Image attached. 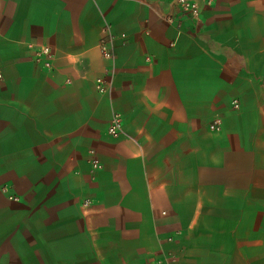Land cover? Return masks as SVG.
Masks as SVG:
<instances>
[{
	"label": "crops",
	"instance_id": "1",
	"mask_svg": "<svg viewBox=\"0 0 264 264\" xmlns=\"http://www.w3.org/2000/svg\"><path fill=\"white\" fill-rule=\"evenodd\" d=\"M190 1L0 0V264H264V0Z\"/></svg>",
	"mask_w": 264,
	"mask_h": 264
},
{
	"label": "built area",
	"instance_id": "2",
	"mask_svg": "<svg viewBox=\"0 0 264 264\" xmlns=\"http://www.w3.org/2000/svg\"><path fill=\"white\" fill-rule=\"evenodd\" d=\"M176 6H177V10H178V14L183 17V16H189L192 18H196L199 15V8L198 6L190 1V0H176ZM166 20L168 23H173V20L170 16L166 17ZM100 49L103 55V58H105L106 60H110L112 57V53L111 50L109 48H107L106 46V42L105 41H101L100 43ZM43 53L46 55H49V50L47 48L43 49ZM46 67H49V63L45 64ZM110 81L106 80L103 77H99L96 79V90L97 92L104 94L108 91L109 89V85ZM238 106L237 102L234 103V107L236 108ZM121 119L116 116L110 126L108 127V134L111 136H117L119 134L120 128H121ZM211 129H217V124L213 123L212 125H210ZM154 264H167L166 262H156Z\"/></svg>",
	"mask_w": 264,
	"mask_h": 264
}]
</instances>
